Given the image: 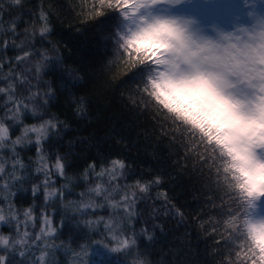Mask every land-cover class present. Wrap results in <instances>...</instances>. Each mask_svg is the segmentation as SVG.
I'll return each mask as SVG.
<instances>
[{"label": "snow or ice", "instance_id": "obj_1", "mask_svg": "<svg viewBox=\"0 0 264 264\" xmlns=\"http://www.w3.org/2000/svg\"><path fill=\"white\" fill-rule=\"evenodd\" d=\"M24 7V0H0V226L7 228L0 231V264H153L146 242L155 240L157 228L163 231L156 221L160 215L184 221V210L162 187L163 175L146 179L120 153L97 152L82 170L69 173L84 141L70 140L63 151L70 125L48 109L62 94L56 87L61 79L68 106L84 119L86 100L71 91L82 77L66 67L62 50L49 39L50 12L43 5L35 14ZM78 8L94 22L108 71L136 84L132 105L151 111L182 153L176 166L192 161L204 190L193 219L212 241L213 264H264V136L250 127L264 120L261 96L245 103L225 94L187 47L195 32L222 23L253 33L248 62L259 63L264 0H80ZM49 75L56 79H44ZM162 84L185 100L206 103L228 131L221 135L191 119L161 94ZM32 149L34 156L25 159ZM154 188L160 191L153 196ZM26 192L32 203L23 207L18 199ZM148 201L159 202L151 227L149 220L141 223L139 211ZM69 223L82 242L60 238Z\"/></svg>", "mask_w": 264, "mask_h": 264}, {"label": "trees", "instance_id": "obj_2", "mask_svg": "<svg viewBox=\"0 0 264 264\" xmlns=\"http://www.w3.org/2000/svg\"><path fill=\"white\" fill-rule=\"evenodd\" d=\"M79 3L80 0H24L23 9H31L35 14L38 6L43 5L50 12L53 34L49 39L62 50L66 67L82 77V80L73 83L71 91L86 100L87 115L84 119L76 118L68 106V90L61 87L64 81L50 75L44 77L46 80L56 79V87L61 88L62 92L54 106L48 109L49 113H57L61 119L67 117L70 125L63 135L62 150L69 151L66 145L70 140L84 141L75 148L76 167L69 169V173L82 170L88 156L103 152L122 154L136 172L144 174L146 179L152 175H163L165 179L162 187L168 190L174 202L184 210L186 218L181 221L178 217L159 216L156 222L163 225V231L157 228L155 240L146 242L149 244L148 250L153 253V264H213L215 256L212 254V241L206 237L197 220L193 219L202 207L203 182L193 171L192 161L183 167L176 166L182 153L178 154L177 146L170 144L169 138L162 134L158 127L159 121L153 117L152 112L141 111L132 105L130 98L135 96L136 84L122 83L127 77L119 73L113 75L105 67L108 52L93 28L94 22L78 15ZM29 18L23 17L24 20ZM160 91L168 102L174 103L202 126L222 130L221 135L228 131L224 120L206 103L198 99L185 100L168 84H162ZM224 139L234 143L231 136ZM30 156H34V149L24 153L25 159ZM158 191L160 189L154 188L152 195ZM31 203L30 192L20 195V206L27 207ZM36 203L39 207L42 197ZM153 206L159 207V202L153 205L152 201H148L139 209L141 223L149 220V227ZM56 219L59 222V216ZM0 231L6 233L7 228L0 226ZM80 235L69 223L60 238L80 243ZM60 259L66 257L61 254Z\"/></svg>", "mask_w": 264, "mask_h": 264}, {"label": "rangeland", "instance_id": "obj_3", "mask_svg": "<svg viewBox=\"0 0 264 264\" xmlns=\"http://www.w3.org/2000/svg\"><path fill=\"white\" fill-rule=\"evenodd\" d=\"M229 43L235 44L242 51L244 45L250 46L251 49L255 47L251 31L244 33L234 31L231 26L222 23L216 24L215 30L206 28L204 31L195 32L190 37L187 47L190 49L193 62L206 74H211L217 88L239 101L254 103L259 96L264 95L259 91L264 81L254 78L256 72H264V64L253 65L248 62L247 57H242V62L234 65L230 58L220 53V49L227 47ZM250 127L259 128L261 136H264V120Z\"/></svg>", "mask_w": 264, "mask_h": 264}, {"label": "clouds", "instance_id": "obj_4", "mask_svg": "<svg viewBox=\"0 0 264 264\" xmlns=\"http://www.w3.org/2000/svg\"><path fill=\"white\" fill-rule=\"evenodd\" d=\"M207 47V46H205ZM219 47V46H215ZM244 50L242 51L241 48H238L235 44L229 43L227 47L220 49L221 55H223L226 58H230L231 61L234 63V65H239L242 61V57H249L252 52L254 51L253 49L250 48V46L244 45L243 46ZM260 55H259V63L264 64V43L260 44ZM233 50H235L233 52ZM210 78L213 79L211 74H209ZM254 78L258 79L259 81H264V72H256L254 74ZM259 91L261 93H264V83L261 84ZM259 103L261 105L262 110H264V96H261Z\"/></svg>", "mask_w": 264, "mask_h": 264}]
</instances>
